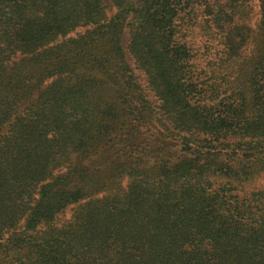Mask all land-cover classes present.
I'll use <instances>...</instances> for the list:
<instances>
[{
  "label": "trees",
  "instance_id": "obj_1",
  "mask_svg": "<svg viewBox=\"0 0 264 264\" xmlns=\"http://www.w3.org/2000/svg\"><path fill=\"white\" fill-rule=\"evenodd\" d=\"M111 3L0 0V264H264V0Z\"/></svg>",
  "mask_w": 264,
  "mask_h": 264
},
{
  "label": "rangeland",
  "instance_id": "obj_2",
  "mask_svg": "<svg viewBox=\"0 0 264 264\" xmlns=\"http://www.w3.org/2000/svg\"><path fill=\"white\" fill-rule=\"evenodd\" d=\"M103 3L105 5V7H106L107 14L109 16H112L114 14V12H115V9H114V7H113V5L111 3V0H103ZM127 40H128V34H127V31L125 30L124 33H123V35H122V44H123L124 47L126 46ZM128 59L130 60V57H128ZM134 72H135V75L138 78V80L145 87V85H146V78L143 75V73L140 72L139 70H136V69L134 70ZM147 93L149 95V98H151L150 100L153 101L154 98L152 97L153 95L151 94V92H147ZM147 137H149V136L147 135ZM256 183L257 184L255 185V188H263L264 187V174L261 176L260 179H258V181ZM72 208L73 207H71V208H69L67 210V212L65 214V217H68L70 215V213L72 211Z\"/></svg>",
  "mask_w": 264,
  "mask_h": 264
}]
</instances>
